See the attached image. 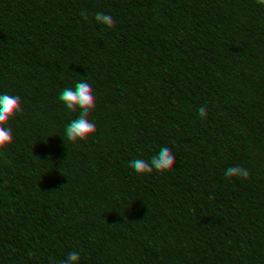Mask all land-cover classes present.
Here are the masks:
<instances>
[{"label":"trees","instance_id":"obj_1","mask_svg":"<svg viewBox=\"0 0 264 264\" xmlns=\"http://www.w3.org/2000/svg\"><path fill=\"white\" fill-rule=\"evenodd\" d=\"M20 3L0 264H264V0Z\"/></svg>","mask_w":264,"mask_h":264},{"label":"clouds","instance_id":"obj_2","mask_svg":"<svg viewBox=\"0 0 264 264\" xmlns=\"http://www.w3.org/2000/svg\"><path fill=\"white\" fill-rule=\"evenodd\" d=\"M6 2L9 8L15 9V12L11 17V24L9 25V29L14 35L20 36L23 34L26 20V16L21 6L20 0H6ZM108 46L109 45H105L104 48L106 49ZM258 119L260 121H264V114H260L258 116ZM260 137L262 140H264V125H262L260 128ZM80 139L81 137H76L77 142H79Z\"/></svg>","mask_w":264,"mask_h":264}]
</instances>
